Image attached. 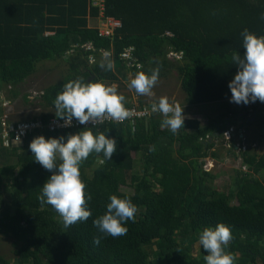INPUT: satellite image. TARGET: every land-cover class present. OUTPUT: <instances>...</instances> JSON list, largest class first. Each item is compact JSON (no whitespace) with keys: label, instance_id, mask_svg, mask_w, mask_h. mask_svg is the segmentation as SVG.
I'll list each match as a JSON object with an SVG mask.
<instances>
[{"label":"trees","instance_id":"16d2710c","mask_svg":"<svg viewBox=\"0 0 264 264\" xmlns=\"http://www.w3.org/2000/svg\"><path fill=\"white\" fill-rule=\"evenodd\" d=\"M99 13L119 21L111 37L91 25ZM261 13L264 0H0V89L16 97L38 62L62 59L67 66L64 78L38 94L50 112L30 120L55 116V95L68 80L123 83L128 73L152 69L158 78L177 72L187 106L214 104L217 110L203 125L182 112L183 127L175 133L152 113L133 122L37 130L15 145L0 137V234L11 238L14 256L11 262L0 253V264H205L197 234L217 223L230 228L226 251L234 264H264V152L250 145L239 150L245 169L232 170L226 190L215 186L213 170L203 168L205 157L218 158L211 148L220 136L206 137L217 130L216 121L257 123L264 134V103H230L227 87L237 71L231 54L244 51L241 31L264 36ZM130 46V57H121ZM169 51L180 57H168ZM109 62L111 69L101 66ZM136 103L148 104L139 97ZM84 130L113 137L116 151L103 163L95 153L81 162L91 215L65 228L59 214L37 199L50 173L32 160L28 144L36 135ZM109 195L127 197L137 208L134 221L125 222L126 234L115 238L92 224Z\"/></svg>","mask_w":264,"mask_h":264},{"label":"clouds","instance_id":"9594fccd","mask_svg":"<svg viewBox=\"0 0 264 264\" xmlns=\"http://www.w3.org/2000/svg\"><path fill=\"white\" fill-rule=\"evenodd\" d=\"M99 14L96 17L99 23L95 26L97 31L102 19L110 17ZM260 18L264 19V13H261ZM240 36L241 48L244 51L242 55L237 51L231 54V62L237 66V71L227 83L230 91L229 102L245 105L257 101L264 103V36H257L247 29L242 30ZM132 50L130 46L124 52L129 53L130 57ZM167 56L180 57V53L169 51ZM101 66L108 69L112 67L110 62ZM157 77L158 69H152L150 74L138 72L128 82L127 87L139 95L151 96V89ZM123 100L124 97L118 95L111 86L99 81L76 78L63 83L61 91L55 95L53 104L55 116L62 118L65 125H70L72 120L86 125L89 122L95 124L102 117H110L115 121L125 120L130 113L129 109L124 107ZM150 107L152 112L161 114V127L168 128L172 133L183 127L185 117L180 104L174 106L168 102L167 97L162 96ZM235 128L239 131V128ZM210 140L213 139L208 137V141ZM232 142L235 143L234 140ZM220 143L225 145L222 138L218 139L215 145ZM28 149L32 160L50 173L40 186L37 196L41 205H50L59 214L65 228L77 221L84 222L91 212L85 206V185L80 178V164L91 153L102 154L101 163L111 160L116 151V140L106 136L105 132L93 134L91 130H84L48 138L36 135L30 140ZM234 150L236 151L235 148ZM205 160L206 158L203 159V168L210 170L212 165L208 163V159ZM87 199L91 197L87 196ZM105 209L102 215L92 221L98 232L114 238L125 235V222L134 221L136 205L127 197L109 195ZM231 239L230 228L223 223L203 227L197 234V241L206 253L203 256L205 264H234L235 257L226 251ZM93 243H99V239L94 238Z\"/></svg>","mask_w":264,"mask_h":264},{"label":"rangeland","instance_id":"374dc122","mask_svg":"<svg viewBox=\"0 0 264 264\" xmlns=\"http://www.w3.org/2000/svg\"><path fill=\"white\" fill-rule=\"evenodd\" d=\"M97 19L91 20L92 26H97ZM171 54V53H169ZM172 58V56H169ZM67 72V66L64 60H53V61H41L38 62L35 72L29 76L23 84L19 87V94L16 97H9L10 94L8 93L6 87L0 89V119L4 116L7 119H10L11 122H19V121H27L33 115L41 114L43 112H50L49 109L43 108L38 102V94L41 93V90L46 87L48 84L55 82L60 78H64ZM134 77L133 74H127V81L123 83H106V86L113 87L117 92L125 95L127 99L131 102H136L137 97H139L144 103L149 102H156L162 96L168 98V102L170 104L176 102L180 104L182 108V112L186 110H192L193 107L190 109L186 106L185 109V94L180 87V78L175 70H171L168 74L162 77H157V81L154 84L153 88L151 89L152 95H139L134 90L129 89L127 87L128 82ZM26 95V96H25ZM184 104V105H183ZM207 105L202 108V111H207V109L213 110L215 107L214 104H203ZM206 109V110H205ZM217 112L214 109L212 112L215 114ZM243 125L247 126V123ZM255 125V124H252ZM264 125V123H263ZM256 126V125H255ZM257 127V126H256ZM258 132V133H257ZM259 129H252L248 130L246 133L247 139L246 143L250 144L251 141L262 139L261 141L257 142V145L261 148H254L259 153L264 152V134L259 133ZM260 135V137H259ZM219 149L217 150L220 156L223 155L221 152L222 149H225V145L220 143L218 145ZM228 156V155H227ZM226 157V156H225ZM233 158V157H232ZM227 160L223 161L224 163L230 162L231 164H220V160L217 161L215 168L211 167L213 171H220L223 170V175H220L215 180V186L219 190H226L227 187L231 184V179L229 176L232 174L233 169H241L240 159L236 157V159L232 162L230 161L231 157H226ZM228 165V166H227ZM264 176V173L261 175ZM6 199L7 195L4 194ZM0 253L8 258L11 262L14 261V256L11 250V238L9 236H5L0 234Z\"/></svg>","mask_w":264,"mask_h":264},{"label":"built area","instance_id":"2783aa9c","mask_svg":"<svg viewBox=\"0 0 264 264\" xmlns=\"http://www.w3.org/2000/svg\"><path fill=\"white\" fill-rule=\"evenodd\" d=\"M120 25L119 21L115 20L112 17H105L102 19L100 26L98 27V34L102 36L110 37L113 34V30ZM166 34L171 35L170 32H166ZM123 57H128L129 53L124 52L122 54ZM89 61H92L91 56H89ZM132 104V105H131ZM130 106H124L125 108L129 109V116L123 121H115L112 120L110 117H102L99 122L95 124H91L90 122L86 125H80L75 120H72L70 125H65L62 118H58L56 116H51L47 119V121H43L40 118L34 120H27V121H19L17 123H12L7 121V117L4 116L1 118V130H0V137L2 143L4 145L8 144H19L24 138L31 135V133L36 132L37 130H48V131H55V130H63L67 128H74V127H88V126H95L100 123L104 122H117L123 123L125 121L133 122L137 118L146 117L154 112L151 111V104L148 103L143 105L142 107H138L136 102H132ZM172 105H178V103L174 102ZM251 113V112H250ZM161 115L160 113H155ZM251 115V114H249ZM215 128L217 130L213 131L207 137L216 140L218 136L222 138L223 143L230 147L234 145L236 150H244L246 148V144L243 143V137L241 136L239 131H236V128L233 124H231L227 119L224 121H216ZM238 132L239 137L235 138L234 134ZM241 139L239 142L238 140ZM218 140V139H217ZM232 140H236L235 143Z\"/></svg>","mask_w":264,"mask_h":264},{"label":"crops","instance_id":"0c3cea01","mask_svg":"<svg viewBox=\"0 0 264 264\" xmlns=\"http://www.w3.org/2000/svg\"><path fill=\"white\" fill-rule=\"evenodd\" d=\"M100 14H98V16H99ZM184 105V104H183ZM186 106H187V104L185 103V109H186ZM205 106H207V105H196V106H191V107H189V106H187V107H189L190 109L193 107V109L192 110H186L184 113H187V114H184L185 115V117L186 116H189V117H194V119H196L201 125H203V124H205V122L207 121V118H208V116H212L213 115V113H209V112H212L213 110H214V107H213V110L211 111L210 109H207V111H209V112H204V111H202V108L203 107H205ZM206 110V109H205ZM251 121V120H250ZM244 123H240V124H236L235 126L236 127H238L239 128V132H240V134H241V136L243 137V142L246 144V145H250L252 148L254 147V148H261L260 146H258L257 145V142H259V141H261L262 139L260 138L259 140H255V141H251L250 142V144H248V143H246L245 141H246V139H247V131L248 130H252V129H259L260 128V126H258V124L257 123H249V124H247V126L246 125H243ZM252 124H255V125H252ZM237 128V129H238ZM238 131V130H237ZM258 133V132H257ZM259 133H261V131L259 132ZM236 134L237 135H235L234 134V137L235 138H237V137H239V134H238V132H236ZM259 137H260V135H259ZM236 141V140H235ZM225 149H222L221 150V152H223V155L222 156H220V154L218 155V158H214V157H211V156H208V157H205L206 158V160L208 159V163L210 164V165H212L211 167H213V168H215V166H216V163H217V161H219L220 160V164H223V165H225V164H228V165H230L231 163L230 162H227V163H224L223 161H225V160H227L226 159V157L228 158L229 156L231 157V159H230V161H234L235 159H236V157L237 158H239L237 155H238V150H236V151H231V150H229L228 149V147H224ZM219 149V147H218V145H215L213 148H211V150H214V151H216L217 153H219L217 150ZM232 152H234L235 154H233ZM228 155V156H227ZM236 155V156H235ZM226 156V157H225ZM233 157V158H232ZM240 159V158H239ZM205 160V161H206ZM240 162V161H239ZM227 165V166H228ZM211 167H210V170H212L211 169ZM243 168V167H242ZM234 170V169H233ZM214 173H216L217 174V177H219L220 175H223V170H220V171H214ZM229 178H230V176H229ZM217 179V178H216Z\"/></svg>","mask_w":264,"mask_h":264},{"label":"water","instance_id":"95a60500","mask_svg":"<svg viewBox=\"0 0 264 264\" xmlns=\"http://www.w3.org/2000/svg\"><path fill=\"white\" fill-rule=\"evenodd\" d=\"M252 121V119H250Z\"/></svg>","mask_w":264,"mask_h":264}]
</instances>
